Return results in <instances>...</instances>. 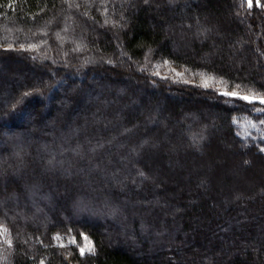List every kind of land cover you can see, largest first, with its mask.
I'll list each match as a JSON object with an SVG mask.
<instances>
[{
    "label": "trees",
    "instance_id": "obj_1",
    "mask_svg": "<svg viewBox=\"0 0 264 264\" xmlns=\"http://www.w3.org/2000/svg\"><path fill=\"white\" fill-rule=\"evenodd\" d=\"M263 60L264 0H0V264H264V105L156 75Z\"/></svg>",
    "mask_w": 264,
    "mask_h": 264
},
{
    "label": "rangeland",
    "instance_id": "obj_2",
    "mask_svg": "<svg viewBox=\"0 0 264 264\" xmlns=\"http://www.w3.org/2000/svg\"><path fill=\"white\" fill-rule=\"evenodd\" d=\"M261 39H262V37L260 36V41H261ZM263 63H264V60L260 62L261 65ZM3 69H5V67L0 65V71L2 74V75L0 74V77L3 76V73H2V72H4ZM158 69L160 72H156V75L160 79H169V80H171L170 82H177L176 80H178V81L183 82L185 84H189V85H192L195 87H201L202 89H205L207 91L208 90L209 91H212V90L216 91L219 94H222L224 96L234 98V99H240L239 98L240 96H249L250 98H252L251 102H249L248 100H245L246 102L254 103V104H260L262 106L264 105V103H260V98H264V96L262 94L251 92V91L248 92V91H244L242 89L229 88L226 85V83H224V81L217 79V78L215 79L212 76L201 75L200 77L193 79L192 77L184 76V72L175 70L168 63H166L165 65H161V68H158ZM126 71H125V73H126ZM5 73H6V71L4 72V74ZM20 80H21V84H23L24 82L22 83V81H23L22 78ZM139 80L137 81V84H141L142 80H140V81ZM75 87H76V89H78V85H76ZM233 92L237 93V96H232L231 93H233ZM225 93H228V94L226 95ZM242 100H244V99H242ZM0 106H2V108H0V111L2 112L5 109L4 106L6 107V105L4 102H2V104H0ZM69 106H71V104ZM241 125H242L243 130L248 131L249 133L251 132V128L257 129L258 132H262V131L264 132V130H262L260 128L259 124H254V123H251L250 121L243 122ZM249 126H250V128H249ZM261 135H263V134H261ZM1 136H3V135H1ZM227 157H228V159L232 160V162H233L232 165L236 166V168L238 170L239 169L238 165H240L239 164L240 159L237 156H234L232 154H228ZM37 168L36 169L38 170V173H41V170H40L41 167H37ZM239 171H242V170L239 169ZM240 175H242L244 177H250L247 174L245 175V173H242V172H240ZM65 179H66V182L70 185H73V184L79 185L78 183H74V181L70 180L69 178H65ZM71 183H73V184H71ZM77 185H76V187H77ZM81 186L84 187V184H82ZM177 188H179V190H180L181 187L178 186ZM179 190H178V192H179ZM68 210L70 211L69 207H68ZM5 233H6V231L2 227H0V237H1V234L4 235ZM89 242L90 241L85 240V244L82 247L87 248ZM90 245H91V243H90ZM61 252L63 253L64 261L67 262L68 264H76L75 257H77L78 255L81 254L80 248H76V247L72 248V251L69 249H66V248L65 249L62 248ZM52 255H54V254H52Z\"/></svg>",
    "mask_w": 264,
    "mask_h": 264
},
{
    "label": "snow or ice",
    "instance_id": "obj_3",
    "mask_svg": "<svg viewBox=\"0 0 264 264\" xmlns=\"http://www.w3.org/2000/svg\"><path fill=\"white\" fill-rule=\"evenodd\" d=\"M249 6H251V0H249ZM225 94L227 95L228 93H225ZM231 95L232 96H237V93L233 92V93H231ZM239 98L240 99H244V100H248L249 102H251V99H252L249 96H240ZM260 103H264V98H260ZM261 150L264 151V149H261ZM56 239L59 240L60 237L57 236ZM84 239L87 240V237H84ZM71 242L75 243V240L73 239ZM61 246L63 247L64 245L61 244ZM86 250L89 251V252L94 251V249L90 245V242H89L87 248H85V247H81L80 248L81 255H83Z\"/></svg>",
    "mask_w": 264,
    "mask_h": 264
}]
</instances>
